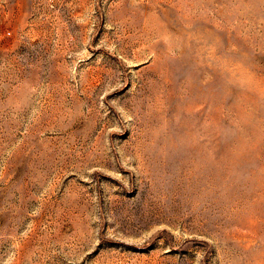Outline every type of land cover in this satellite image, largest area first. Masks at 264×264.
<instances>
[{
  "label": "rangeland",
  "instance_id": "374dc122",
  "mask_svg": "<svg viewBox=\"0 0 264 264\" xmlns=\"http://www.w3.org/2000/svg\"><path fill=\"white\" fill-rule=\"evenodd\" d=\"M0 264H264V0H0Z\"/></svg>",
  "mask_w": 264,
  "mask_h": 264
}]
</instances>
